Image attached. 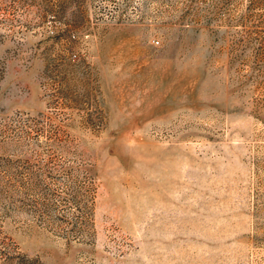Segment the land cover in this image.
<instances>
[{
	"label": "rangeland",
	"instance_id": "obj_1",
	"mask_svg": "<svg viewBox=\"0 0 264 264\" xmlns=\"http://www.w3.org/2000/svg\"><path fill=\"white\" fill-rule=\"evenodd\" d=\"M0 264H264V0H0Z\"/></svg>",
	"mask_w": 264,
	"mask_h": 264
},
{
	"label": "built area",
	"instance_id": "obj_2",
	"mask_svg": "<svg viewBox=\"0 0 264 264\" xmlns=\"http://www.w3.org/2000/svg\"><path fill=\"white\" fill-rule=\"evenodd\" d=\"M156 43L159 44V41L157 40Z\"/></svg>",
	"mask_w": 264,
	"mask_h": 264
}]
</instances>
